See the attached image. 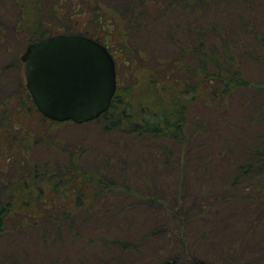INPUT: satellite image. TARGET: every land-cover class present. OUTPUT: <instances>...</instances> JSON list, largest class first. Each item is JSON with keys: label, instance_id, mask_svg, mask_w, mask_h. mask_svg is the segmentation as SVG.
<instances>
[{"label": "trees", "instance_id": "16d2710c", "mask_svg": "<svg viewBox=\"0 0 264 264\" xmlns=\"http://www.w3.org/2000/svg\"><path fill=\"white\" fill-rule=\"evenodd\" d=\"M33 1L35 16L29 15ZM42 1L0 0V173L16 174L0 179V254L22 263L28 251L33 264L239 261L264 237V0H58L52 18L67 2L74 12L92 11L116 51L99 28L83 35L107 46L118 67L136 62V85L125 88L118 80L110 109L94 120L105 124V135L117 134L116 151L85 165L74 154H65L63 164V157L43 164L23 157L40 141L51 144L55 126L74 124L43 116L22 75L26 44L55 35L41 23ZM7 51L15 59L6 62ZM9 72H17L10 92ZM21 90L28 107L16 110ZM133 92L137 99L130 100ZM17 112L27 117L23 140L8 132ZM4 143L14 158L5 159ZM14 151L23 157L18 164ZM71 174L78 185L67 180ZM9 183L27 185V196L38 198L23 202L61 208L45 219L49 228L39 230L40 238L23 236L42 223H11L18 214ZM133 200L138 206L129 208ZM220 226L225 231L216 238ZM216 239H222L219 251L199 249ZM76 240L81 250L73 258Z\"/></svg>", "mask_w": 264, "mask_h": 264}, {"label": "rangeland", "instance_id": "374dc122", "mask_svg": "<svg viewBox=\"0 0 264 264\" xmlns=\"http://www.w3.org/2000/svg\"><path fill=\"white\" fill-rule=\"evenodd\" d=\"M59 3L58 0H43L42 1V5H40V8L42 6V10L40 16L42 17L43 20H41V23L43 25V27L48 28V30L51 31V33L53 34H61V33H69V32H73V33H77V34H95V29L99 28V35L102 37L103 41L108 42V35L107 32L103 30V27H101V25L99 24V21H97L98 19V15H95L94 13H92V11L88 10L86 13H81V10H77L76 12H74L72 10V8L70 7V4L64 3L62 6H60L58 9V18H52L53 16V5H57ZM37 9V4L36 1H33L30 4V10H29V15L31 16H35L36 10ZM38 10V9H37ZM44 10V11H43ZM45 12V14H43V12ZM94 14V15H93ZM30 29H28L26 32L29 33ZM8 43L7 41L2 42V46H6ZM22 41L18 42V45H21ZM112 49L116 51V48H114V42L109 41L108 42ZM28 44H26V46L23 49V52L25 51L26 47ZM9 47V46H8ZM7 47V48H8ZM6 48V49H7ZM165 47L159 45V49L160 51L164 50ZM12 50V49H10ZM114 51V52H115ZM16 52V51H15ZM6 54L10 55H5V59L6 62H9V60L11 61L12 58H14L15 53H13V55H11L10 51H7ZM135 61H131V62H127L125 64H122L120 67H118L117 72H118V78L119 81L121 82L120 86H124L125 88L130 85H136V79L134 77V75H136V70H135ZM139 66H141V64H138ZM258 68L260 67L259 64ZM17 68V67H16ZM261 68V67H260ZM140 69L142 70L140 72L144 74V76L146 75L145 70L146 67H140ZM17 72H9L8 75L6 76L9 81V84L7 85V90L13 91V79H15V75ZM134 74V75H133ZM22 75L23 78H25V72H24V67L22 66ZM17 76V75H16ZM260 76V73H259ZM5 77V78H6ZM123 83V84H122ZM24 90H21V93L19 94V98H17V103L15 106V109L18 110L20 108H23L22 106H25V108L28 107V105L23 104V101L21 100V98H24ZM24 95V96H23ZM130 100H135L137 99V97L134 95V92L129 94L128 97ZM208 109V108H207ZM208 110H212V109H208ZM205 113V111L203 112ZM201 113V114H203ZM207 113V112H206ZM15 118H16V128L12 127L11 129H8V132L12 133V135L18 136L20 135L19 132L21 131L20 125H22L23 123H28L26 121L25 118H27L26 116H20L17 113H15ZM105 126L104 125H98L97 122H88L86 124L83 125H74V124H66V125H62V126H55L53 128V130H51L50 132V139L49 142L51 144L45 143L43 141H40L36 144H34L32 146L33 149L30 150V153L27 155H23L24 158H30L27 160H31L34 161L35 163H44L47 160H52L53 162H56L58 159L57 157H63L61 159H59L58 161L60 163H68L65 157V154H70L71 156L74 154V161L77 160H81V163H83L85 165L86 160L92 161L91 164L93 163H97L99 164L96 160H98L100 157H103V155H105L108 152H114L115 150V144L113 145V143H115L117 141V134L116 135H105L104 132H102V128ZM33 129V131H38V129L35 127V125H31L30 126V130ZM120 136V135H119ZM20 137V140L25 139L26 137L24 136H18ZM3 156H6L5 159H8V156H11L12 158H14L13 155H11V153L8 154L9 151V145L7 143L3 144ZM17 147V146H16ZM6 151V152H5ZM116 151V150H115ZM5 152V153H4ZM92 155H91V154ZM116 153V152H115ZM15 155V162L16 164H18L19 160L23 159L22 154H19L17 152L14 151L13 153ZM89 158V159H88ZM129 160L130 156H129ZM12 162V161H11ZM10 163V162H9ZM5 168H13V166L9 167V166H5ZM85 170V167H83ZM91 166L88 167V169H90ZM11 173H0V179H6L8 180L10 177H15L16 174L13 172V170H11ZM54 172H56V169L53 168L51 170V173L54 174ZM77 173L75 170H72V173ZM60 174V172L57 173ZM69 177H67L68 181H72L73 185H78L77 182L73 179L72 174L69 175ZM164 181H169V178H165ZM25 183V182H24ZM71 187H74V186ZM2 186V184H1ZM9 188L7 190V192L10 193V195H14L17 199V202L14 203V207H12L13 212L17 213L18 216L12 220V224L16 225V224H20L24 219V223H28L30 222L32 225H35L36 223H42L39 227L38 226H31L34 229L37 230H32L30 232L29 235L25 234L24 237H29V238H33L36 237L37 239L41 237V232H39V230L42 231H46L49 226L47 224H45L44 222L47 221L45 220L46 218L51 217V214L59 211V209L61 208H51V209H45L44 207H37L36 205H32L33 203H26L23 202L24 200L29 201V196H27L30 192V189L28 188L27 185H22V187L17 186V189H12V185L11 183H9V185H7ZM108 193L110 194V197L113 196L114 194L111 191H108ZM160 194H163V190L162 188H160L159 190ZM118 194H122V191L116 192V195ZM30 195V194H29ZM10 196V197H11ZM104 196V195H103ZM117 197V196H116ZM11 199V198H10ZM33 198H30V200L32 201ZM34 201L38 200V198L33 199ZM75 200V198H74ZM115 201V198L113 199ZM121 202H122V197L120 198ZM123 200H125V197H123ZM142 202V201H139ZM30 205V206H29ZM117 205V207H120L121 205L119 203L115 204ZM129 208H132L134 205L138 206V201H132L131 204H128ZM166 210V208H164ZM229 211H233V209H230ZM234 212V211H233ZM37 214H41L42 217L39 221H37L39 218L37 216ZM127 215L129 216L130 213H127ZM50 219H48L49 221ZM154 224H159L158 222H155ZM39 228V229H38ZM223 227L220 226L219 228H217L216 231H213L214 235L216 238H219L221 236V233H223L225 231V229H222ZM53 230H51L49 233H52ZM23 233V232H21ZM34 238V240H37ZM261 241H259V239L257 240V245L254 247H250V249L245 250L243 256L241 257V259H239V261H237V259L234 261V264H264V237L260 238ZM39 242L42 243V241L38 240ZM219 241V242H218ZM76 243H72V252H73V258H76L79 256V253L81 250V248H79V241L76 240ZM222 239H216V244H212V243H205V244H199V249L201 251H203L204 253H212V251H219L216 248L219 247L218 243H221ZM40 243V244H41ZM15 247V246H13ZM31 249V248H30ZM224 251V250H222ZM225 253H228V251H224ZM23 254V262H19L15 259V257L12 256L7 257L6 255H1L0 254V264H33V259L31 258V253H29L27 251V253L25 254V251H22ZM35 255H39V250L35 251Z\"/></svg>", "mask_w": 264, "mask_h": 264}, {"label": "water", "instance_id": "95a60500", "mask_svg": "<svg viewBox=\"0 0 264 264\" xmlns=\"http://www.w3.org/2000/svg\"><path fill=\"white\" fill-rule=\"evenodd\" d=\"M27 88L47 118L76 124L106 113L116 94V61L99 41L57 34L30 42L21 55Z\"/></svg>", "mask_w": 264, "mask_h": 264}]
</instances>
